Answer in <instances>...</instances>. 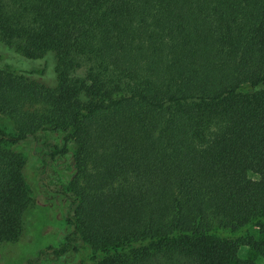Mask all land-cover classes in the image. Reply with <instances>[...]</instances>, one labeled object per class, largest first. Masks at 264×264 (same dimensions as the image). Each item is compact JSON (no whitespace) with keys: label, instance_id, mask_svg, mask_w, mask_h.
<instances>
[{"label":"trees","instance_id":"obj_1","mask_svg":"<svg viewBox=\"0 0 264 264\" xmlns=\"http://www.w3.org/2000/svg\"><path fill=\"white\" fill-rule=\"evenodd\" d=\"M1 119L0 251L18 145L67 204L23 264L264 260V0H0Z\"/></svg>","mask_w":264,"mask_h":264},{"label":"rangeland","instance_id":"obj_2","mask_svg":"<svg viewBox=\"0 0 264 264\" xmlns=\"http://www.w3.org/2000/svg\"><path fill=\"white\" fill-rule=\"evenodd\" d=\"M2 127L13 132V126L5 119L0 121ZM27 160L29 184L32 188V206L24 215L23 233L16 244L5 246L0 251V264H23L24 260L48 245L57 246L66 232L63 220L67 204L57 195L54 184L45 189L39 178L37 157L32 156L30 144L16 147ZM257 264H264L260 257H254Z\"/></svg>","mask_w":264,"mask_h":264}]
</instances>
